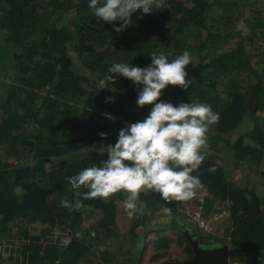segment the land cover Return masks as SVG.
<instances>
[{
	"label": "trees",
	"instance_id": "1",
	"mask_svg": "<svg viewBox=\"0 0 264 264\" xmlns=\"http://www.w3.org/2000/svg\"><path fill=\"white\" fill-rule=\"evenodd\" d=\"M163 4V8L147 14L137 9L131 16L133 23L116 32L113 23L119 22L93 18L88 0H0V75L12 80L0 79V90L5 93L0 105V145L13 159H0V248L10 245L8 263L76 264L95 247L108 263L112 258L108 260L106 254L130 255L142 247L138 227L150 219L149 209L163 207L175 212L179 203L165 201L151 190L141 191L138 198L143 215L132 219L121 239L122 246L127 247L111 253L107 246L118 235L114 232L115 198L120 196L81 199L78 209L61 206L62 199L74 203L80 199L76 191H86L73 190L68 178L106 158L100 149L105 143H114L118 130L131 119L114 96L105 95L75 67L67 49L69 42L83 64L102 76L112 62L147 66L149 54L161 53L168 42L172 56L188 50L195 60V64L185 66L191 79L189 87L178 89L177 97L166 86L159 99L174 105L179 98L212 104L219 113V133L246 125L251 143L244 144L243 136L234 142L214 136L211 144L222 140L233 150L236 162L256 167L260 161L264 165V130L258 120V112L264 108V56L253 69L241 43L217 53L219 43L231 36L220 28V21L224 16L232 17L237 2L192 0V5L186 6L178 0H163ZM215 7L222 9L221 15H213ZM260 18L261 24L256 25L264 30V15ZM73 26L77 29L72 30ZM223 67L229 74L251 72L242 92L232 93L226 101L211 95L215 86L207 73L209 68L219 71ZM83 84L90 90L83 89ZM120 87L123 96L135 104L138 88L132 81L121 76ZM108 97L113 99L109 101ZM101 132L106 135L100 136ZM193 175L211 196L231 202L228 222L233 225L229 231L233 251L259 256L264 250V211L257 194L228 180L223 168L207 158ZM83 206L99 210L100 216L95 224L81 228ZM16 220H20L19 229L9 234L7 228ZM169 220L165 226L176 229L187 241L183 223L172 217ZM27 223L39 224V232L32 234L25 229L22 225ZM66 238H70L67 245L62 242ZM158 238L165 245L167 236ZM186 248L189 259L188 242ZM3 255L0 250V259Z\"/></svg>",
	"mask_w": 264,
	"mask_h": 264
},
{
	"label": "clouds",
	"instance_id": "2",
	"mask_svg": "<svg viewBox=\"0 0 264 264\" xmlns=\"http://www.w3.org/2000/svg\"><path fill=\"white\" fill-rule=\"evenodd\" d=\"M163 7V0H88L93 18L119 22L118 25L113 23L116 32L133 23L131 16L137 9L147 14ZM149 55L151 61L144 67L112 62L104 77L98 79L102 88L106 81L116 78L108 73L129 78L138 88L135 104L151 107L142 120L126 122L118 130L114 143H105L100 152L106 153V158L98 165L92 163L68 178L73 190L86 191H76L80 199L74 203L62 199L61 206L78 209L81 199L108 198L122 191L126 193L122 207L131 218L143 215L142 206L137 205L143 190L159 193L165 201H187L195 195L200 180L193 173L205 159L208 129L219 120V113L204 102L189 100L174 105L159 99L167 85L189 87L191 79L185 66L195 64V60L188 50L175 56L163 52ZM99 135L103 137L106 133ZM163 211L170 219L171 210ZM69 240L62 242L67 245Z\"/></svg>",
	"mask_w": 264,
	"mask_h": 264
},
{
	"label": "rangeland",
	"instance_id": "3",
	"mask_svg": "<svg viewBox=\"0 0 264 264\" xmlns=\"http://www.w3.org/2000/svg\"><path fill=\"white\" fill-rule=\"evenodd\" d=\"M237 2V8L233 9L230 13L231 18L224 16L220 21V28L227 30L231 33L230 39L225 42L219 43L217 53L225 52L233 47H236L238 43H241L244 47L245 53L249 54L250 62L253 65V69L257 68V60L264 56V30L260 25L261 16L264 15V0H232ZM179 3L186 6L192 5V0H178ZM222 9L215 7L213 15H221ZM229 20H228V19ZM77 29L75 26L72 27ZM0 38L3 36L0 34ZM193 41L190 40V43ZM73 43L67 44L69 54L75 64L83 74H85L91 84L96 88L100 89L107 96H114L118 102L124 106V112L131 117L128 122H134L136 120L135 115L142 120L146 116L147 106L138 107L136 104L130 102L122 94L120 87L119 74L108 73L109 76H115L114 81H106V86L99 88L100 81L104 76L96 74L90 71L84 64L83 60L77 54L73 48ZM164 54L171 53V42H168L162 49ZM213 70V71H212ZM209 74V82L213 84L214 89L210 90L211 95H216L220 100L226 101L230 99L231 94L234 92H242L243 85L249 80L251 72L241 71L229 74L225 67L219 71H215L213 68L207 70ZM0 79L9 82L11 78H7L0 75ZM86 91L90 90L86 84L82 85ZM181 87L178 85H167V91L173 93L177 97L178 89ZM40 90L41 88H36ZM4 92L0 90V105L4 101ZM179 102L181 99L179 98ZM212 107V104H210ZM262 106H264V101ZM259 124L264 130V108L258 112ZM137 118V119H138ZM247 127L244 124H238L234 128L230 129L226 133H219L216 128V123L209 126L207 137L208 147L205 150L207 160L211 164L219 165L223 168L225 176L228 180L239 184L241 187L249 188L257 194L262 201V209L264 211V165L259 161L255 167L253 164H247L242 162H236L233 156V150L228 147L224 141L219 143L211 144V140L214 136H220L230 142H234L238 137L243 136V143H251L252 139L247 136ZM29 130V129H27ZM68 155V154H67ZM0 159L2 161L13 160L12 156L7 154L5 147L0 145ZM195 195L187 201H179L177 210L171 212V217L180 220L188 229L190 233L202 240L205 244H228L229 246V264H264V250L261 251L259 256H250L242 251H233L232 245L229 240V231L233 228L232 222H228L231 210H229L231 202L228 199L214 198L210 195L206 187L200 183L195 188ZM120 196V197H116ZM125 193L118 191L104 200L115 198L116 206V218L114 224V232L118 235L112 238V241H108V249L110 251H123L127 246H122L124 236L128 233V228L134 217H129L126 210L122 207ZM137 205L140 206V200L138 198ZM84 221L81 224V228L91 226L95 224L99 219V210L90 209V207H82ZM201 210L203 217L210 219L214 213L225 211V215H222L216 220H211L212 230L211 232H204L201 228L197 227L189 220V213L194 210ZM164 208L154 207L153 211L148 210L150 219L145 222L144 226L138 227V235L143 236L142 247L133 254L123 255V253H111L106 254L108 263H105L102 253L98 250V247L93 248L83 259L76 262V264H175L178 262L185 261L188 258L189 252L187 247V241L179 235L176 229L171 226H165L169 224L170 220L164 213ZM219 214V213H218ZM16 220L10 223L7 230L9 234H16L19 227L17 226ZM25 229L27 228L32 234L39 232L40 225L37 223H27L22 225ZM165 226V227H163ZM143 227V228H142ZM145 227V228H144ZM164 229H163V228ZM171 227V228H170ZM156 230V233H152ZM166 235L167 240L165 245L162 244V240H159L158 236ZM121 237V238H120ZM120 238V239H118ZM120 243V244H119ZM10 245H6L4 248H0L1 252L4 253L0 262L3 264H10L6 261V254L9 252Z\"/></svg>",
	"mask_w": 264,
	"mask_h": 264
},
{
	"label": "water",
	"instance_id": "4",
	"mask_svg": "<svg viewBox=\"0 0 264 264\" xmlns=\"http://www.w3.org/2000/svg\"><path fill=\"white\" fill-rule=\"evenodd\" d=\"M191 250L190 258L175 264H229L228 244H205L188 230H184Z\"/></svg>",
	"mask_w": 264,
	"mask_h": 264
},
{
	"label": "built area",
	"instance_id": "5",
	"mask_svg": "<svg viewBox=\"0 0 264 264\" xmlns=\"http://www.w3.org/2000/svg\"><path fill=\"white\" fill-rule=\"evenodd\" d=\"M218 213H214L210 219H206L205 217H203L201 210L197 209L192 211V213H189V220L197 227L201 228L204 232H211L212 225L210 221L216 220L222 215H225L224 210H221V212Z\"/></svg>",
	"mask_w": 264,
	"mask_h": 264
},
{
	"label": "crops",
	"instance_id": "6",
	"mask_svg": "<svg viewBox=\"0 0 264 264\" xmlns=\"http://www.w3.org/2000/svg\"><path fill=\"white\" fill-rule=\"evenodd\" d=\"M229 254H230V251H229ZM230 262V261H229Z\"/></svg>",
	"mask_w": 264,
	"mask_h": 264
}]
</instances>
